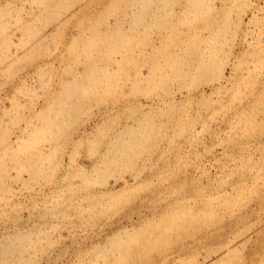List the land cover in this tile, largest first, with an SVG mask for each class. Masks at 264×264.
<instances>
[{
	"label": "rangeland",
	"instance_id": "1",
	"mask_svg": "<svg viewBox=\"0 0 264 264\" xmlns=\"http://www.w3.org/2000/svg\"><path fill=\"white\" fill-rule=\"evenodd\" d=\"M190 1L0 0V264H264V0Z\"/></svg>",
	"mask_w": 264,
	"mask_h": 264
},
{
	"label": "bare ground",
	"instance_id": "2",
	"mask_svg": "<svg viewBox=\"0 0 264 264\" xmlns=\"http://www.w3.org/2000/svg\"><path fill=\"white\" fill-rule=\"evenodd\" d=\"M63 1H64V0H63ZM66 1H67V0H66ZM73 1H74V0H73ZM140 1H141V0H140ZM144 1H145V0H144ZM191 1H192V0H191ZM191 1H190V2H191ZM203 1H204V0H203ZM208 1H209V0H208ZM147 2H148V1H147ZM190 2H189V4H191ZM139 3H142V2H139ZM145 3H146V2H145ZM57 4H58V3H57ZM62 4H63V3H62ZM143 5H144V4H142V6H143ZM147 5H148V4H147ZM192 5H193L192 8H207V7L210 6V3H207L206 0H205V2H202L201 0H195V1L193 0L191 6H192ZM56 6H57V5H56ZM59 6H60V5H59ZM140 6H141V5H140ZM140 6H139V7H140ZM143 8H146V7H143ZM187 8H191V7H187ZM209 8H210V7H209ZM133 12H134V11H132V13H133ZM138 12H139V11H138ZM145 12H146V11H145ZM147 12H148V11H147ZM141 13H143V12H141ZM141 13H140V14H141ZM145 14H146V13H145ZM147 15H148V14H147ZM133 18H135L134 15H133L132 19H133ZM140 19H142V18L140 17ZM135 21H136V20H135ZM148 24H149V23H148ZM148 24H147V25H148ZM135 25H136V24H135ZM139 25H140V24H139ZM118 26H120V25H118ZM122 29H123V28H122ZM131 32H133V31H131ZM125 33H126V32H125ZM123 34H124V32H123ZM130 34H131V33H130ZM97 35H98V34L96 33V36H97ZM104 35H105V34H104ZM111 35H112V34H111ZM125 35H126V34H125ZM127 35H128V34H127ZM134 35H135V33H134ZM186 36H187V35H186ZM215 36H216V35H215ZM91 37H92V36H91ZM100 37H101V36H100ZM126 37H127V36H126ZM96 38H97V37H96ZM115 38H116V35H115ZM129 38H130V37H129ZM189 38H190V37H187V39H189ZM213 38H214L213 40H215L216 37L213 36ZM95 40H96V39H95ZM114 41H115V40H114ZM123 41H124V39H123ZM91 42L93 43L92 40H91ZM95 42H96V41H95ZM95 42H94V43H95ZM214 42H216V40H215ZM89 43H90V42H89ZM114 43H115V42H114ZM114 43L112 44V45H113L112 48L109 47V48L111 49L110 52H111V53H114V54H123L124 51H122L123 49H121L122 46H121V45H118V43H116V44L118 45V46H116ZM216 43H217V42H216ZM112 45H111V46H112ZM120 47H121V48H120ZM172 49H175V48H172ZM99 50H100V49H99ZM166 50L168 51V49H166ZM162 51H163V50H162ZM187 51H188V50H186V52H187ZM173 52H174V51H173ZM175 52H176V51H175ZM176 53H177L178 55H180V56L176 55ZM176 53H174V54L176 55L177 58H178V57H179V58H181V57L183 58V56H181V54L178 53V51H177ZM183 53H185V50H184ZM172 55H173V53H172V54H169V53L166 52V51L163 52V54L161 55V56H162V58H161V60H162V62H161L162 65L160 64V66H164V64L168 62V63H167L168 65H165V67H166V66H169V67H166V68H168V69H166V68H165L166 70L163 69V70H164V73H165L166 75L169 73V71L171 72V70H175V71L180 70V68L177 67V66H179V65H175V64H174L175 62H176V64H177L178 62H182V64H183V61L186 60V59L184 58V60L182 59L183 61H181V59H179L180 61H178V60H176V57L173 55V56L175 57V59H174ZM194 55H195V56H193V58H192V57H191V58L189 57V58H190V61H192L193 64L195 65V66H194V65H193V66L196 67V68H197V67H204V69H205V67L207 66L206 61L209 60L210 58L212 59V57H208V58H209V59H208L207 57L203 56V53H202L201 51L196 52V54H194ZM159 58H160V56H159ZM107 59H109V58H107ZM118 59H119V57L117 56L115 60L118 61ZM153 59H154V58H153ZM173 59H174V60H173ZM191 59H192V60H191ZM161 60H160V61H161ZM187 60H189V59H187ZM94 61H95V60H94ZM151 61L154 62V60H152V59H151ZM156 61H157V60H156ZM174 61H175V62H174ZM152 62H150V63H152ZM158 62H159V61H158ZM158 62H157V65L155 64L156 66H154V65L151 66L152 69H153V67H157V66H159V65H158ZM163 62H164V64H163ZM192 62H191V63H192ZM187 63H188V62H187ZM189 64H190V62H189ZM93 65H94V64H93ZM99 65H100V64H99ZM101 65H102V64H101ZM160 66H159V67H160ZM180 66H181V65H180ZM191 66H192V65H191ZM93 67H94V66H91V68H93ZM123 68H125V67H124L121 63H118V65H116V67H115L116 70H115L114 68H112V70L114 69L115 71H118V70L123 69ZM136 68L138 69L139 67H136ZM160 68H162V67H160ZM185 68H186V67H185ZM190 68H191V67H190ZM190 68H189V69H190ZM96 69H97V67H96ZM102 69H103V68H102ZM186 69H187V68H186ZM201 69H202V68H201ZM114 70H113L112 72H114ZM160 70H161V69H160ZM160 70H159V71H160ZM168 70H169V71H168ZM153 71H154V70H153ZM155 71H156V70H155ZM175 71H174V72H175ZM187 71H188V70H187ZM160 72H161V71H160ZM162 72H163V71H162ZM178 72H179V71H178ZM180 72H181V71H180ZM114 73H116V72H114ZM164 73H163V74H164ZM86 74H87V73H86ZM159 74H160V73H159ZM183 74H184V73H183ZM87 75H88V74H87ZM92 75H94V74H92ZM109 75H110V74H109ZM160 75H161V74H160ZM174 75H175V74H174ZM177 75H179V74H177ZM167 76H168V75H167ZM86 77H87V76H86ZM161 77H163V76H160V78H161ZM177 77H178V76H177ZM98 78H99V77L97 76V79H98ZM168 78H169V77H168ZM170 78H171V77H170ZM170 78H169V79H170ZM178 78H179V77H178ZM90 79H91V77H90ZM99 79H101V77H100ZM99 79H98V80H99ZM107 79H108V78H107ZM169 79H168V80H169ZM171 79H172V78H171ZM166 80H167V78H166ZM88 82H89V78H88ZM169 82H170V81H169ZM92 83H93V82H92ZM97 83L100 84L98 81H97ZM104 83H105V82H104ZM107 83H108V82H107ZM101 85H102V84H101ZM104 85H105V84H104ZM99 86H100V85H99ZM70 87H71V86H70ZM81 87H82V86H81ZM93 87H94V86H93ZM84 90H85V89H84ZM84 90H83V91H84ZM68 91H71V90H68ZM73 91H74V90H73ZM73 91H72V94H73ZM75 92H76V91H75ZM64 93H65V92H64ZM67 93H68V92H67ZM67 93H65V94H67ZM69 94H70V92H69ZM69 94H68L67 96H69ZM70 95H71V94H70ZM63 97H64V96H63ZM71 97H72V96H71ZM68 98H69V97H68ZM74 98H75V97H74ZM64 99H65V97H64ZM70 99H71V98H70ZM62 100H63V99H62ZM56 101H57V100H56ZM58 101H59V100H58ZM60 101H61V96H60ZM68 101H69V100H68ZM69 102H70V101H69ZM74 102H75V100H74ZM59 103H60L61 105H64V107H66V109L69 110V109L67 108L68 106H67V105L65 106V104H67L68 102H66L65 104H63V102H59ZM51 104L54 105L53 102H52ZM70 104H71V102H70ZM58 105H59V104H58ZM68 105H69V104H68ZM54 106H55V105H54ZM70 106H71V105H70ZM52 107H53V106H51V108H52ZM59 108H61V107H59ZM52 109H54V108H52ZM64 109H65V108H61V109H60L61 111L59 110V111L61 112V114H62L64 111H67V110H64ZM56 111H57V110H56ZM71 111H72V110H71ZM71 111H70V110L68 111V112H69V116L72 115V114L70 115V113H72ZM68 112H67V113H68ZM47 113H48V112H47ZM47 113H46V115H47ZM58 113H59V112H58ZM50 114H51V113H50ZM63 114H64V113H63ZM73 114H74V112H73ZM46 115H45V116H46ZM66 116H67V114H66ZM69 116H68V117H69ZM103 116H104V115H103ZM64 117H65V116H64ZM51 118H52V115H51ZM49 119H50V117H49ZM60 119H61V118H60ZM62 119H64V118H62ZM146 119H147V118H146ZM53 120H54V119H53ZM50 121L53 123L52 120H50ZM141 121H142V120H141ZM58 122H59V121H58ZM58 122H57V123H58ZM63 122H64V121H63ZM143 122H144V121H143ZM152 122H153V121H152ZM145 123H146V122H145ZM147 123H148V120H147ZM58 125H59V123H58ZM60 125H62V124L60 123ZM136 126H137V125H136ZM150 126H151V124H150ZM154 126H155V125H154ZM38 127H39V126H38ZM50 127H51V126H50ZM132 127H134V125H132ZM151 127H152V126H151ZM157 127H158V126H157ZM42 128H43V127H42ZM44 128H45V127H44ZM44 128L42 129L43 132L46 131ZM46 128H47V126H46ZM51 128H52V127H51ZM124 128H125V127H124ZM145 128H146V127H145ZM145 128H144V129H145ZM158 128H159V127H158ZM161 128H162V127H161ZM61 129H62V128H61ZM126 129H127V126H126ZM126 129H125V130L123 129V132H121V134H125V135H126V132L129 131V130H126ZM38 130H39V128H38ZM40 130H41V129H40ZM47 130H49V129L47 128ZM149 130H150V129H149ZM154 130H155V129H154ZM49 131H50V130H49ZM120 131H122V130H120ZM145 131H146V130H145ZM155 131H157V130H155ZM146 132H147V131H146ZM151 132H152V131H151ZM118 133H120V132H118ZM138 133H141V132H138ZM138 133H135V132H134L133 134L135 135V134H138ZM143 133H145V132H143ZM152 133H153V132H152ZM157 133H158V132H157ZM153 134H154V133H153ZM117 135H118V134H117ZM119 135H120V134H119ZM145 135H146V134H145ZM145 135H144V137H145ZM147 135H148V133H147ZM129 136H130V135H129ZM117 137H118V136H117ZM216 137H217V136H216ZM114 138H115V137H114ZM142 138H143V137H142ZM124 139H125V138H124ZM115 140H116V138H115ZM120 140H121V139H120ZM124 141H128V140L125 139ZM124 141L122 140V143H123ZM147 141H148V140H147ZM118 142H119V141H118ZM118 142H117V143H118ZM138 142H139V141H138ZM126 143H127V142H126ZM126 143H124V144H126ZM128 143H130V142H128ZM128 143H127V144H128ZM119 144H120V143H119ZM115 145H116V144H115ZM116 146H117V145H116ZM120 146H123V147H124V145H120ZM125 146H126V145H125ZM127 146H128V145H127ZM127 146H126V147H127ZM117 147H118V146H117ZM119 148H120V147H118V149H119ZM135 148H136V147H135ZM118 149H117V151H120V150H118ZM127 149H128V148H127ZM128 150H129V149H128ZM124 151H125V150H124ZM117 153H118V152H117ZM124 153H125V152H124ZM133 154H134V153H133ZM117 155H118V154H117ZM119 155H120V154H119ZM122 155H123V152H122ZM108 156H109V155H108ZM113 156H114V155H113ZM105 157H106V156H105ZM103 158H104V157H103ZM116 158H117V157H116ZM118 158H119V157H118ZM113 159H114V158H113ZM119 160H120V159H119ZM104 161H105V160H104ZM109 161H110V160H109ZM94 162H95V161H94ZM105 162H106V161H105ZM95 163H96V162H95ZM107 164H109V163H107ZM107 164H106V165H107ZM124 179H125V178H124ZM123 182H124V181H123ZM126 184H127V183H126ZM113 189H114V188H113ZM109 192H110V191H109ZM17 251H18V250H17ZM16 263H17V262H16ZM16 263H15V264H16Z\"/></svg>",
	"mask_w": 264,
	"mask_h": 264
}]
</instances>
